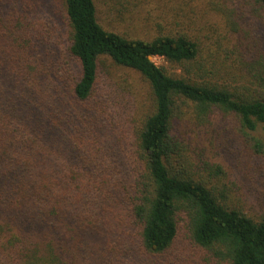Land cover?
Segmentation results:
<instances>
[{
    "label": "trees",
    "instance_id": "trees-1",
    "mask_svg": "<svg viewBox=\"0 0 264 264\" xmlns=\"http://www.w3.org/2000/svg\"><path fill=\"white\" fill-rule=\"evenodd\" d=\"M219 1L224 57L104 28L97 0H63L65 36L0 0V264H264V0ZM112 69L146 83L140 117ZM228 150L257 160L233 165L244 198L212 161Z\"/></svg>",
    "mask_w": 264,
    "mask_h": 264
},
{
    "label": "rangeland",
    "instance_id": "rangeland-1",
    "mask_svg": "<svg viewBox=\"0 0 264 264\" xmlns=\"http://www.w3.org/2000/svg\"><path fill=\"white\" fill-rule=\"evenodd\" d=\"M97 1L100 2V8L102 6L103 9V14L100 15L99 21L104 28L124 35L127 38L148 40L152 38L154 33L158 32V27H160L162 31L187 33L192 37H197L207 46L209 42L206 39L210 36L214 37L217 40L218 50L216 51V47L204 50V57H207L210 52L218 53L221 57H224V52L229 47L227 42L230 32L226 21L222 14L217 12L215 6L212 5L213 3L218 5L217 1L222 3L219 0H144L140 5L137 0H129V4L123 7L125 9V12L122 13L123 16L112 11L108 12L107 5L102 0ZM119 1L122 4L125 3V0ZM38 2L43 3L39 10L42 13V21L47 23L49 20V24L59 28L62 35L65 36L66 27L62 18L63 0H38ZM118 8L121 9V7ZM121 12H123L122 9ZM55 39L57 37H54ZM153 62L157 66L162 67L168 74L182 75V71L179 68L161 58H154ZM106 63H109V61H106ZM112 71L117 73L116 69H112ZM117 75L126 79L125 87H127L131 96L135 97L137 104L141 107L140 117L148 105L145 100L148 92L146 83L130 72L119 70ZM190 137L188 139H197L196 134L190 133ZM230 147L232 149L235 148L232 144ZM211 156L212 161L219 164L226 175L225 180L232 187L231 193H234L237 197L244 198V191L250 189V187H255V181H248L246 175L233 171V165L236 163V159L239 161L240 157L243 161L248 159L249 164L256 162V159L249 158V156L242 155V153L240 155L238 151L231 152L230 150L227 153L223 151ZM239 170L241 171L242 167Z\"/></svg>",
    "mask_w": 264,
    "mask_h": 264
},
{
    "label": "water",
    "instance_id": "water-1",
    "mask_svg": "<svg viewBox=\"0 0 264 264\" xmlns=\"http://www.w3.org/2000/svg\"><path fill=\"white\" fill-rule=\"evenodd\" d=\"M151 59V57H149Z\"/></svg>",
    "mask_w": 264,
    "mask_h": 264
}]
</instances>
